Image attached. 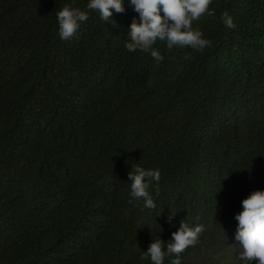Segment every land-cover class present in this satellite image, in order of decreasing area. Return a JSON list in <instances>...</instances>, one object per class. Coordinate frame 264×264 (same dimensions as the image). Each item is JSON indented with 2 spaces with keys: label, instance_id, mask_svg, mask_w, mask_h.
Segmentation results:
<instances>
[{
  "label": "trees",
  "instance_id": "trees-1",
  "mask_svg": "<svg viewBox=\"0 0 264 264\" xmlns=\"http://www.w3.org/2000/svg\"><path fill=\"white\" fill-rule=\"evenodd\" d=\"M87 3L0 0V264H152V238L182 221L204 231L181 264H245L235 216L264 190V0H212L193 21L211 46L157 41L162 62L125 48L129 0L62 40L57 12ZM137 165L160 170L155 209L129 203Z\"/></svg>",
  "mask_w": 264,
  "mask_h": 264
},
{
  "label": "clouds",
  "instance_id": "clouds-1",
  "mask_svg": "<svg viewBox=\"0 0 264 264\" xmlns=\"http://www.w3.org/2000/svg\"><path fill=\"white\" fill-rule=\"evenodd\" d=\"M212 0H129V6L138 13L133 17L127 35L128 42L125 48L129 52L140 50L150 53L157 62L164 57L154 47L157 41L165 42L169 50L173 47H190L193 50L203 51L211 46V41L204 38L203 32L193 26V21L201 19L208 13ZM113 10L124 13V0H88L85 10L71 5H64L57 12L59 36L62 40H71L80 29L82 23L89 19V12L99 14L101 20H111ZM163 13V15H161ZM224 25L234 29L236 24L233 17L227 12L222 14ZM130 183L129 203L143 201V207L155 209L153 189L159 196V169H145L139 165L128 173ZM243 210L235 216L238 221L236 240L240 242L239 258L245 264H264V190L252 191L242 200ZM172 213L168 217L171 221ZM204 231L202 224L190 226L182 221L177 231L172 233L168 242L158 237L152 242L141 259L150 258L152 264H164L168 256H175L171 264H181L180 255L189 247L194 246ZM166 249V250H165Z\"/></svg>",
  "mask_w": 264,
  "mask_h": 264
}]
</instances>
